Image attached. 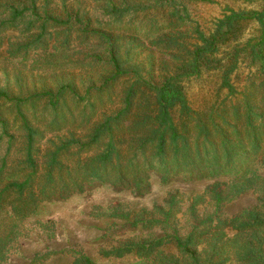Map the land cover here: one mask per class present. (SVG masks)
<instances>
[{
  "label": "trees",
  "instance_id": "16d2710c",
  "mask_svg": "<svg viewBox=\"0 0 264 264\" xmlns=\"http://www.w3.org/2000/svg\"><path fill=\"white\" fill-rule=\"evenodd\" d=\"M221 1L256 8L224 4L205 32L189 7L213 0H0L5 60L29 62L35 75L105 73L80 94L67 82L22 91L17 76L11 87L0 69V264L13 256L20 264H97L56 247V235L41 229L43 206L93 184L140 197L150 190L149 174L162 185L179 175L210 183L197 193L170 190L148 209H94L89 215L104 223L98 260L264 264V0ZM134 20L144 28H124ZM246 24L257 34L239 41ZM131 29L132 36L121 33ZM140 37L166 56L157 83L131 63ZM241 63L253 79L239 93L233 79ZM205 72L217 76L223 99L194 111L180 84ZM123 79L128 85L115 102L109 91ZM247 193L255 195L252 205L222 213ZM28 240L43 246L26 256Z\"/></svg>",
  "mask_w": 264,
  "mask_h": 264
},
{
  "label": "rangeland",
  "instance_id": "374dc122",
  "mask_svg": "<svg viewBox=\"0 0 264 264\" xmlns=\"http://www.w3.org/2000/svg\"><path fill=\"white\" fill-rule=\"evenodd\" d=\"M224 4H227L234 10L237 8H256L242 1L226 3L221 0H213L212 3H191L189 10L199 28L206 32L211 28V24L221 16ZM130 26L144 28L145 23L143 20H134L130 25L125 24L124 28H129ZM121 33L124 36H127V34L132 36L134 34L132 29L122 30ZM256 34V25L246 24L242 26L238 40L243 41L254 37ZM140 44H142L141 47L135 49L131 55V63L137 66L136 72L141 78L157 83L166 74V72L165 74L163 73L161 65L166 56L159 48L150 46L147 39L140 37ZM228 49L222 47L220 51L223 52ZM4 57L3 49H0V69H4L7 72L11 87L16 86V82L10 76H17L22 91L32 88L39 90L42 86L53 89L55 85L67 82L75 85L81 94L88 84L98 87L105 74L103 70L94 68L92 70H67L64 72L35 75V71H31L28 67L29 62L24 67H20L17 61L13 60L10 62L5 60ZM234 73L236 76L233 79V85L236 91L240 93L248 81L253 79V71L251 68L246 67L244 63H241ZM128 82V80L123 79L117 81L112 86L109 91L111 100L116 102L122 94L121 92L127 87ZM180 85L189 107L194 111H202L211 104H217L223 99L224 91L217 92L218 79L213 72H205L197 78L183 81ZM46 137L48 138L49 135ZM262 173L264 174V170ZM149 182L150 190L140 197H134L124 189L93 184L86 187L81 194L71 196L65 200H54V202L46 203L39 215L40 222L44 224L41 229L45 233L53 232L56 235L55 245L57 248L68 246L86 253L97 264H110L111 262L101 261L96 258L97 248L100 246V242L97 241L100 235L98 229L103 227L104 223L98 218L91 217L89 215L90 212L96 208L103 209L113 203L127 205L134 209H148L154 203H161L166 193L170 190H178L183 193H197L210 183L209 181L195 182L194 180H189L186 176L179 175V177L171 179L169 184L162 185L160 177L156 174H149ZM254 197L255 195L247 193L225 206L222 213L226 216H231L241 208L252 205ZM26 228H31V226L26 225ZM23 242L21 243V247L26 256L29 255L27 253L39 250L43 246L41 241L28 240ZM11 263L20 264L19 260L15 259V256H13Z\"/></svg>",
  "mask_w": 264,
  "mask_h": 264
}]
</instances>
